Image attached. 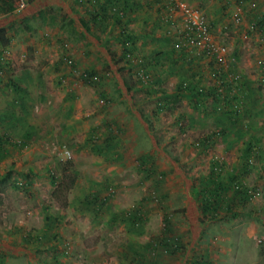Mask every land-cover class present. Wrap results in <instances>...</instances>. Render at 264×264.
<instances>
[{
	"label": "rangeland",
	"instance_id": "1",
	"mask_svg": "<svg viewBox=\"0 0 264 264\" xmlns=\"http://www.w3.org/2000/svg\"><path fill=\"white\" fill-rule=\"evenodd\" d=\"M151 1L137 7L158 16ZM188 5L236 59L237 115L205 92L197 104L179 89L190 84L181 71L151 79L150 66L165 72L176 53L164 20L151 35V18L130 19L114 0H24L0 12L11 39L0 47V135L16 144L0 153V264H264V0H241L239 20L232 0ZM126 31L144 40L125 42ZM65 158L79 176L62 207L50 190ZM245 164L239 193L228 176ZM214 177L231 206L204 220L201 190ZM17 219L44 228L40 239L12 244Z\"/></svg>",
	"mask_w": 264,
	"mask_h": 264
},
{
	"label": "trees",
	"instance_id": "2",
	"mask_svg": "<svg viewBox=\"0 0 264 264\" xmlns=\"http://www.w3.org/2000/svg\"><path fill=\"white\" fill-rule=\"evenodd\" d=\"M154 2L159 4L160 6L163 5V4H161L160 0H154ZM15 6L16 5H14L12 0H0V12H2V13H8V14L12 13ZM102 6L110 7L112 9H114L117 15L119 14V10H121V8L115 9L114 5H112V4H109V6L104 4ZM123 11H121V12H123ZM163 18L164 17L162 15L161 19H163ZM81 21L83 22L84 27L87 30H89L90 26L87 23V21H85V19L82 17H81ZM125 35H126L125 42H127V41L131 42L135 38V34L133 31L132 32L126 31ZM174 39H175L176 43H178L177 39L176 38H174ZM9 43H10V38L7 35L6 29L4 27H0V47L8 46ZM105 47H106L107 51L109 52L110 56L112 57V59H115V52L108 46V44L107 45L105 44ZM182 51L185 52L184 49ZM128 53H131V51L129 48H127L125 46L124 54L129 55ZM63 59H64V61H68L69 57L64 56ZM154 62L155 63L157 62V60L155 58H154ZM122 67H124V66H121V67L119 66L120 69H122ZM242 80H244L243 76L237 82L236 93L234 95L225 94V95L219 97L220 96L219 94H217V95L213 94V88L212 87H208V91L205 90V93L209 96L210 95L213 96L216 99V101L220 104V106L224 107V109L226 108L227 111H229L232 115H237L240 111V106L242 105V90H243L242 89ZM179 89L190 92V94L194 98H197V99H200L201 97H203V94H205V93H203L204 90H202L200 88L195 89V87H193L192 85L185 84L183 82L180 84ZM232 101H235L237 106L232 107V103H231ZM196 103L198 104L197 100H196ZM203 141H205V140H203ZM3 144L8 145V147L16 145L7 136H5V138H4L2 135H0V153L2 155L5 151V149L2 148ZM252 149H253V143L249 142L247 148L245 149V153H244L245 155H247L246 159L248 158V155L250 154V151ZM212 169H213V171H211V172L215 174L214 168H212ZM247 170H248V167H247V164H245L241 169H236L231 175L228 176V179L232 183L231 185L234 186V190L238 191L239 193H241V188H242V177H243L242 175L245 174V172ZM78 176H79V172H78L77 168L74 166V164L70 158H65L61 162L60 169H59V178H57L55 180L54 174H51L52 181H53L54 185H53L52 189L50 190V196L55 200V202L58 205H61L62 207L68 206L69 201H68L67 194H68L69 190L76 183V179ZM211 176H212V174H211ZM211 176H209V177H211ZM208 181L209 182H207V183H210L208 188L206 187V188H203L201 190L202 198H203L202 215H203L204 220H212L214 218H217L218 213H220V210L227 209L231 206V202H230L229 198H227L218 189L217 184L219 183V180L218 179L216 180L214 177V179H208ZM109 196H110V193H108V195L105 196L103 199L98 198L96 195L93 197H94V199H99L102 203H106L109 199ZM241 196L243 197L242 194H241ZM90 198H89V201H90ZM102 203L99 205H102ZM140 214H141V211H139V208L137 207V209H135V210L132 209L128 212V217L133 216V220H139V219H141ZM199 220L201 221V219H199ZM37 237H38V235H37ZM28 239H29L28 236H25L24 240L21 239L20 243L23 247H25L27 245V243L30 242ZM2 246H4V244H0V249L5 250V249H2ZM183 249L184 248H182V253L184 254L185 250L183 251ZM153 252H154V250H153ZM154 264H156V263H154ZM192 264H209V263H207L205 260L201 259V260L193 262Z\"/></svg>",
	"mask_w": 264,
	"mask_h": 264
},
{
	"label": "built area",
	"instance_id": "3",
	"mask_svg": "<svg viewBox=\"0 0 264 264\" xmlns=\"http://www.w3.org/2000/svg\"><path fill=\"white\" fill-rule=\"evenodd\" d=\"M14 1L17 7H23L24 0ZM232 1L235 4L233 17L239 20L242 13L241 0ZM162 4L166 12L164 19L167 18L166 21L174 25L178 44L196 59L208 64V74L212 83L210 87L213 88V94H219V97L225 94L234 95L237 82L242 78V74L237 69L236 59L229 47L224 41L216 38L210 22L200 9L188 5L183 0H163ZM2 58L0 57V61ZM88 74H84L88 79L95 77L94 74ZM231 103L232 107L237 106L235 101Z\"/></svg>",
	"mask_w": 264,
	"mask_h": 264
},
{
	"label": "crops",
	"instance_id": "4",
	"mask_svg": "<svg viewBox=\"0 0 264 264\" xmlns=\"http://www.w3.org/2000/svg\"><path fill=\"white\" fill-rule=\"evenodd\" d=\"M12 1H13L14 5H16L15 1L14 0H12ZM114 1L117 2V4L119 5V7L121 6V7H123L125 9L124 11H125L126 15L129 16L130 19H132V18L133 19H136V17L138 15H143V14H146L144 16V18H143L144 19L143 22L144 21L147 22L149 20V18H151L153 22L150 25L149 34L152 35V33L156 32V31L161 32L160 29L161 30L163 29L162 26H157L156 25L158 22L161 23V24H163L162 23L163 22L162 20L164 18L161 19V17H162L161 9H163L162 8L163 5L160 6L159 4L155 3L154 1H151V3L154 4V7L157 8V10H158V12H157L158 13V16H154L152 11H150L148 13L142 12L141 11V8L139 9L137 7L139 5L138 4L139 3L138 0H114ZM148 2H149V0H148ZM160 2L162 4L163 1H160ZM193 2L195 3L196 0H191V2L188 1L187 3L190 4V3H193ZM16 7H17V5L13 9V12L15 11ZM165 13L166 12H164V14ZM164 14H163V17H164ZM154 17H156L158 21L155 20L156 18L153 19ZM164 21H166V20L164 19ZM166 23H168V21H166ZM154 35L155 34H153V36ZM138 37H139V35L136 38H138ZM138 39L144 40L142 36L140 38H138ZM136 40H135V44H136ZM10 42H11V39H10ZM174 45H175V51H176V53L173 54V53L170 52L172 54V56H171V55H169L170 53L168 52L165 55V57H168V60H170V62H171L170 65H169V67H168V69H166L165 72H162L159 69H157V67H155V66H153L151 64L152 65V66H150L151 67V69H150L151 72L148 71L151 79L159 80V81H161V80L168 81V79L170 77L172 78V76H174V73H178V72L181 71L182 74H183L181 77L183 79L184 78H187L188 81L190 82V85L191 84L193 85L194 83L195 84L198 83L199 86L205 88V90L208 91V87H210L212 85L211 80L209 78V74H208V64L205 63L204 61H200V60L196 59L192 54H189L187 51H185L186 53L183 52L182 51L183 49H181L182 48V45H179L178 43H176V41H175ZM147 52L148 51H144V53H147ZM154 54H155V52H154ZM187 57L189 58V60H187ZM139 59H140V57H138V59H135L134 61L137 62V61H139ZM173 62H174V64H173ZM179 69H181V70H179ZM184 93H186V92H184ZM182 95H184V94H182ZM200 99H203V97L200 98ZM196 100H198V99L196 98ZM14 222H15L14 228L15 229H22L23 231L19 230V231H21V232H19V234L18 233L17 234L14 233L12 235V236H14V237H12L13 239H15V236L17 238H19L18 241H13L12 244H17V245L20 244L21 239L24 240V237L25 236H28V238H29L28 240L30 242H36V240H39L40 239L41 234H42V231L41 230H44V228H38L37 232L34 233V228H32V226H30L31 224H29L27 222V220L21 221L20 219H17ZM2 230L3 229H1V227H0V231L2 232L0 234V236H3V234H5V231L3 232ZM6 234H8V233H6ZM37 235H38V237H37Z\"/></svg>",
	"mask_w": 264,
	"mask_h": 264
}]
</instances>
